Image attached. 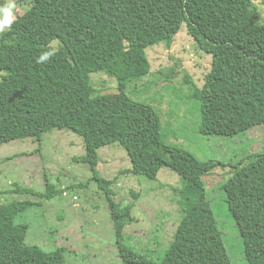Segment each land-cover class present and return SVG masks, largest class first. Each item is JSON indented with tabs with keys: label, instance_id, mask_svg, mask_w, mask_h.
<instances>
[{
	"label": "trees",
	"instance_id": "1",
	"mask_svg": "<svg viewBox=\"0 0 264 264\" xmlns=\"http://www.w3.org/2000/svg\"><path fill=\"white\" fill-rule=\"evenodd\" d=\"M27 1L30 8L0 39V145L19 138L41 140L54 128L81 136L86 153L78 160L90 165L106 193L124 264H233L205 179L219 161H201L167 144L156 109L132 99L125 89L129 81L150 74L147 48L159 43L170 48L186 22L199 47L213 58L202 86L185 77L200 103V131L236 135L264 125V22L257 0ZM48 51L53 53L50 62L36 63ZM94 72L117 78L118 102L109 101L110 94H95ZM112 143L130 156L132 167L126 172L156 180L169 166L181 177L182 186L175 190L182 216L174 238L157 256L125 241L124 229L135 221L133 204L117 202L114 180L101 177L97 169L98 149ZM230 170L222 188L247 263L264 264V150ZM56 191L16 189L48 198ZM35 204L30 199L0 203V264H67L65 246L48 250L27 242L30 226L17 218Z\"/></svg>",
	"mask_w": 264,
	"mask_h": 264
},
{
	"label": "rangeland",
	"instance_id": "2",
	"mask_svg": "<svg viewBox=\"0 0 264 264\" xmlns=\"http://www.w3.org/2000/svg\"><path fill=\"white\" fill-rule=\"evenodd\" d=\"M7 2L0 0V6ZM14 3L16 18L31 6L27 0ZM257 3L260 22H264V0ZM53 45L58 48L59 42ZM147 53L152 65L150 74L129 81L126 94L156 109L162 121V139L167 144L179 146L201 161H219L205 176L208 198L232 263L248 264L244 240L222 184L231 175L233 164L264 150V125L236 135H206L200 131V103L193 97L185 77L191 76L202 86L213 58L199 47L186 22L170 48L159 43L148 47ZM91 83L95 94H110L109 101L118 102L121 93L115 76L94 72ZM85 153L83 138L60 128L45 132L41 140L28 137L1 144L0 203L16 199L35 201L17 218L30 226L27 242L48 250L65 246L67 264H124L106 193L90 165L78 160ZM98 153V173L114 180L115 200L124 206L133 204L135 221L126 225L125 241L140 252L153 251L157 256V251L174 238L182 216L180 196L175 190L182 186L180 175L169 166L161 168L156 180L126 172L132 162L127 150L118 143L102 146ZM18 187L38 192H47L51 187L57 191L48 198L18 193ZM62 189H68V194L64 195Z\"/></svg>",
	"mask_w": 264,
	"mask_h": 264
},
{
	"label": "clouds",
	"instance_id": "3",
	"mask_svg": "<svg viewBox=\"0 0 264 264\" xmlns=\"http://www.w3.org/2000/svg\"><path fill=\"white\" fill-rule=\"evenodd\" d=\"M15 21V3L14 0H8L6 4L0 6V33L9 30ZM52 55V51L44 52L38 57L36 63L50 62Z\"/></svg>",
	"mask_w": 264,
	"mask_h": 264
},
{
	"label": "built area",
	"instance_id": "4",
	"mask_svg": "<svg viewBox=\"0 0 264 264\" xmlns=\"http://www.w3.org/2000/svg\"><path fill=\"white\" fill-rule=\"evenodd\" d=\"M63 193H64V195H67V194H68V191L66 190V191H64ZM76 198H77V196H76ZM76 198H75V199H76Z\"/></svg>",
	"mask_w": 264,
	"mask_h": 264
}]
</instances>
